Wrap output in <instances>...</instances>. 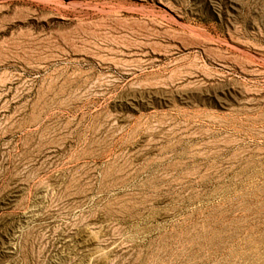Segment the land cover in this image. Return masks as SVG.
Segmentation results:
<instances>
[{
    "label": "rangeland",
    "instance_id": "rangeland-1",
    "mask_svg": "<svg viewBox=\"0 0 264 264\" xmlns=\"http://www.w3.org/2000/svg\"><path fill=\"white\" fill-rule=\"evenodd\" d=\"M0 264H264V0H0Z\"/></svg>",
    "mask_w": 264,
    "mask_h": 264
}]
</instances>
